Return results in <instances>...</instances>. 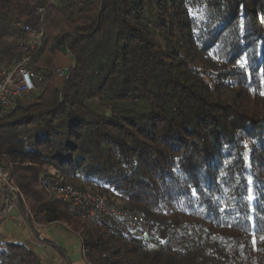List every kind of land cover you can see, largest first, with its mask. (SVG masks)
<instances>
[{
  "label": "trees",
  "instance_id": "trees-1",
  "mask_svg": "<svg viewBox=\"0 0 264 264\" xmlns=\"http://www.w3.org/2000/svg\"><path fill=\"white\" fill-rule=\"evenodd\" d=\"M47 1L0 0V69ZM29 67L41 80L0 115V164L30 223L65 222L92 264H264V0H54ZM46 167L145 231L84 221ZM0 264L46 263L0 242Z\"/></svg>",
  "mask_w": 264,
  "mask_h": 264
},
{
  "label": "built area",
  "instance_id": "built-area-1",
  "mask_svg": "<svg viewBox=\"0 0 264 264\" xmlns=\"http://www.w3.org/2000/svg\"><path fill=\"white\" fill-rule=\"evenodd\" d=\"M53 1L48 0L34 9L36 25L27 22H16L14 25L17 31L26 34L22 42L24 56L14 66L0 69V115L15 110L20 99L36 89L35 79L41 80L29 64L43 43L46 15ZM66 72L67 69L59 68L57 76L64 77ZM52 175L51 180H46L45 175L41 176L45 192L53 199L71 203L74 211L80 214L84 221L109 219L116 222L117 230L123 234H127L131 229L145 231V219L139 212L122 208L99 192L79 189L65 182V178L56 171ZM0 188L11 195L5 209L7 215L19 206L23 208L26 218L28 214H32L21 189L11 180L9 171L1 164ZM32 221L34 224L37 222L33 217ZM35 245L39 248L47 246L42 233L37 234Z\"/></svg>",
  "mask_w": 264,
  "mask_h": 264
},
{
  "label": "crops",
  "instance_id": "crops-1",
  "mask_svg": "<svg viewBox=\"0 0 264 264\" xmlns=\"http://www.w3.org/2000/svg\"><path fill=\"white\" fill-rule=\"evenodd\" d=\"M52 171L51 168H45L41 174L45 177L51 176ZM10 197L8 194L0 200V203L4 204V208L0 209V242L30 244L43 257L46 264H92L85 255L80 232L62 221L30 223L20 206L7 215L5 209ZM38 233L43 234L47 244L44 248L35 245Z\"/></svg>",
  "mask_w": 264,
  "mask_h": 264
},
{
  "label": "rangeland",
  "instance_id": "rangeland-1",
  "mask_svg": "<svg viewBox=\"0 0 264 264\" xmlns=\"http://www.w3.org/2000/svg\"><path fill=\"white\" fill-rule=\"evenodd\" d=\"M18 62V61H17ZM17 62H14L13 64H12V66H14ZM12 66H10V67H12ZM10 67H8V68H10ZM46 168H50V167H46ZM51 169H53V168H51ZM53 173L55 172V170L53 169V171H52ZM46 176H49V175H46ZM52 176V178H53V175H51Z\"/></svg>",
  "mask_w": 264,
  "mask_h": 264
},
{
  "label": "water",
  "instance_id": "water-1",
  "mask_svg": "<svg viewBox=\"0 0 264 264\" xmlns=\"http://www.w3.org/2000/svg\"><path fill=\"white\" fill-rule=\"evenodd\" d=\"M63 50H64V48H63ZM17 200H18V198H17ZM21 207V206H20ZM21 209H23L22 207H21Z\"/></svg>",
  "mask_w": 264,
  "mask_h": 264
}]
</instances>
